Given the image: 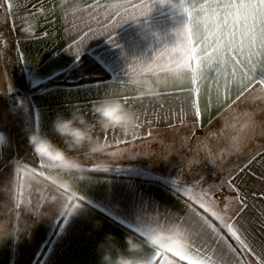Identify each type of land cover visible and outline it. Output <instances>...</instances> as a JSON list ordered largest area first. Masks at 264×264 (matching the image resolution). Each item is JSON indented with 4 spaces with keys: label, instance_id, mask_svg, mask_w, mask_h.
Listing matches in <instances>:
<instances>
[{
    "label": "crops",
    "instance_id": "crops-1",
    "mask_svg": "<svg viewBox=\"0 0 264 264\" xmlns=\"http://www.w3.org/2000/svg\"><path fill=\"white\" fill-rule=\"evenodd\" d=\"M90 2L13 0L9 11L0 0L4 4L0 7V133L5 136L0 144V234L5 236L0 242V264H100L98 246L106 234L112 233L121 248L128 235L141 239L106 210L141 227L140 217L148 222L153 218L165 224L169 218L178 222L176 218L189 214L188 203L203 212L184 195L183 190L193 185L194 191L211 194L215 210L226 220L247 228L248 242L264 245V92L255 90L229 109L214 93L209 96L205 82L201 116L196 118L191 96L180 91L191 87L188 79L161 87L159 96L140 97L136 87L127 84L129 65L147 64L158 51L177 44L187 21L181 0H151L150 12L139 17V23L128 20L115 30L112 40L118 47L107 37L90 42L85 54L95 58L110 79L58 86L63 89L58 92L34 90L44 84L35 81H45L72 64L76 50L69 45L77 33L67 30L76 23L73 11ZM185 3L190 5L192 0ZM125 94L130 103L121 99ZM236 94L233 87V98ZM109 97H118L133 109L140 127L126 135L96 125L94 137L108 145L104 152L90 154L87 147L69 150L65 139L53 131L57 114L79 113L95 125L93 106ZM31 117L33 125L27 127ZM36 132L65 148L81 170H50L41 165L29 143ZM185 162L195 166L184 170ZM147 169L175 172L170 175L175 187L155 176L142 180L122 173ZM60 185L100 204V209L85 205L57 237L53 233L58 231V213L65 211ZM238 194L246 196L247 207L236 199ZM97 221L102 222L99 227ZM146 252L150 255L151 249Z\"/></svg>",
    "mask_w": 264,
    "mask_h": 264
},
{
    "label": "snow or ice",
    "instance_id": "snow-or-ice-1",
    "mask_svg": "<svg viewBox=\"0 0 264 264\" xmlns=\"http://www.w3.org/2000/svg\"><path fill=\"white\" fill-rule=\"evenodd\" d=\"M4 4L11 11L13 0H4ZM4 4H0V7ZM151 6V0H116V2L91 0L84 7L76 8L72 13L76 23H73L72 29L67 30L69 32L75 30L77 33L69 45V48L76 50L72 64L59 72H53L45 81L37 80L35 83L47 84L76 68L82 61L81 57L89 51L90 42L99 37H107L114 47H118L119 45L112 40L115 30L128 20L139 23L138 18L146 16ZM181 8L187 15V21L177 44L158 51L153 60L147 64L140 61L129 65L128 75L148 67L163 76H168L169 68L165 67L166 64L178 67L191 84V87L182 88L180 91H186L191 96L196 118L201 116L200 96L205 82L208 83L209 96L214 93L217 100L227 104L229 109L255 90L264 92V0H192L190 5L185 3V0H181ZM65 18H68L67 13ZM127 84H131L129 80ZM233 87L237 93L234 98ZM42 91L58 92L63 89L52 85ZM161 94L159 92L157 96ZM121 99L125 103H130V98L126 94ZM24 110L28 111L27 107ZM26 126L32 127V122ZM36 130H41L38 122ZM4 143L5 136L0 133V144ZM39 158V163L46 164L48 169L63 170L58 165H50L43 157ZM38 174L45 175L43 172ZM228 183L232 185L231 180ZM60 188L63 189L61 195L65 201V211L58 213L60 221L57 224L58 231L53 233L57 237L65 233L71 219L78 210H84L85 205L100 209V204L78 195L66 185H60ZM195 188V185L192 188H185L184 195L203 212L198 211L193 203H188L189 214L176 218L178 221L176 223L187 228L189 250L171 252L150 247L152 264H184V262L186 264H264V245L258 246L254 242H248L247 228L239 221L226 220L224 215L215 210V201L211 194L204 190L194 191ZM236 199L247 207L245 195L238 194ZM105 212L114 220L125 224L139 238L145 240V243L147 242L149 232L145 227H141L138 222L130 218L121 219L110 210ZM208 214L219 222L226 230V234L213 223ZM169 223H172L171 218ZM229 238L234 240L237 246L234 247Z\"/></svg>",
    "mask_w": 264,
    "mask_h": 264
},
{
    "label": "clouds",
    "instance_id": "clouds-1",
    "mask_svg": "<svg viewBox=\"0 0 264 264\" xmlns=\"http://www.w3.org/2000/svg\"><path fill=\"white\" fill-rule=\"evenodd\" d=\"M169 68V75L162 76L151 68L144 67L141 71L129 76L131 85L135 86L138 94L144 96H157L160 88L170 83H184V74L178 67ZM151 72V75L144 73ZM96 114L95 125L87 121L86 117L73 113L65 117L62 113L57 114L53 120V129L62 138L69 150L87 147V151L92 153L104 152L108 145L105 141L94 137L93 129L96 125L104 130L119 129L123 134L132 135L137 128L138 117L136 112L126 106L118 97L102 99L93 106ZM30 146L38 157H43L49 164L60 166L63 170H81L80 163L70 157L65 148L54 143L49 137L40 133H32L29 136ZM143 227L149 235L147 242L137 239L133 235L124 238V246L121 248L114 243V236L108 233L105 240L98 246L100 251V264H152L147 248H162L171 252H186L189 250V236L185 225L176 222L160 223L155 218L151 222L140 217ZM102 222L97 221L99 227ZM5 239L0 234V242Z\"/></svg>",
    "mask_w": 264,
    "mask_h": 264
},
{
    "label": "trees",
    "instance_id": "trees-1",
    "mask_svg": "<svg viewBox=\"0 0 264 264\" xmlns=\"http://www.w3.org/2000/svg\"><path fill=\"white\" fill-rule=\"evenodd\" d=\"M81 60V63L76 68H72L69 73L59 76L57 79L49 81L47 84H41L34 90L37 91L46 87H51L52 85L78 86L110 79L111 75L91 55L84 54L81 57ZM31 118L30 123L32 122L33 125V119L31 120Z\"/></svg>",
    "mask_w": 264,
    "mask_h": 264
},
{
    "label": "rangeland",
    "instance_id": "rangeland-1",
    "mask_svg": "<svg viewBox=\"0 0 264 264\" xmlns=\"http://www.w3.org/2000/svg\"><path fill=\"white\" fill-rule=\"evenodd\" d=\"M194 163H189L187 164L186 162L185 163H182V167L184 170H186L187 167H191L193 168L195 165H192ZM138 167H141L140 165H136ZM191 172V174H194V176L197 174V172H193V171H189ZM122 173H125V175H128V176H131L133 178H138V179H142V180H151V178H153V176L157 177V178H160L161 180H164V181H167L168 183H172L171 185H175L173 184V178H171L170 175H173L175 174V172H171V171H168V172H165V173H161V172H152L151 170H140V171H129L127 172H122ZM173 173V174H172ZM185 173H182V175H184ZM190 174V173H189ZM202 174V173H200ZM175 187V186H174Z\"/></svg>",
    "mask_w": 264,
    "mask_h": 264
}]
</instances>
